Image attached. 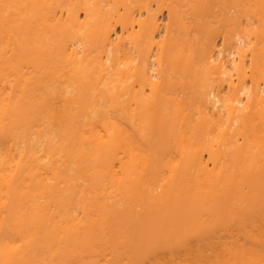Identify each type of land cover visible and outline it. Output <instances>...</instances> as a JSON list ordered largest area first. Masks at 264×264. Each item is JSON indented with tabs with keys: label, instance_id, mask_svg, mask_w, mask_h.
I'll return each instance as SVG.
<instances>
[{
	"label": "bare ground",
	"instance_id": "bare-ground-1",
	"mask_svg": "<svg viewBox=\"0 0 264 264\" xmlns=\"http://www.w3.org/2000/svg\"><path fill=\"white\" fill-rule=\"evenodd\" d=\"M0 264H264V0H0Z\"/></svg>",
	"mask_w": 264,
	"mask_h": 264
}]
</instances>
